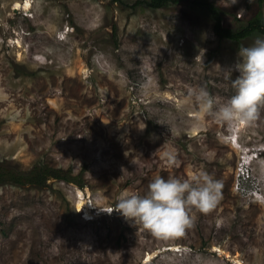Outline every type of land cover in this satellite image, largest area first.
Returning <instances> with one entry per match:
<instances>
[{
	"label": "rangeland",
	"instance_id": "1",
	"mask_svg": "<svg viewBox=\"0 0 264 264\" xmlns=\"http://www.w3.org/2000/svg\"><path fill=\"white\" fill-rule=\"evenodd\" d=\"M26 1L28 12L15 9ZM145 1L0 0V165L74 177L0 185V264H264V105L256 121L229 124L188 97L204 87L226 103L225 71L264 35L219 41L200 4ZM199 1L233 31L260 10L264 19L255 0ZM205 172L222 182L220 199L191 207L183 235L155 237L116 211L156 177Z\"/></svg>",
	"mask_w": 264,
	"mask_h": 264
},
{
	"label": "clouds",
	"instance_id": "2",
	"mask_svg": "<svg viewBox=\"0 0 264 264\" xmlns=\"http://www.w3.org/2000/svg\"><path fill=\"white\" fill-rule=\"evenodd\" d=\"M237 56L236 63L225 71L235 90L226 103L216 107V99L204 87L191 89L188 97L218 122L250 124L258 119L259 107L264 105V36L258 35L250 45L240 46ZM233 71L239 73L235 79H231ZM158 151L170 165L178 163L173 147L164 143ZM221 189L222 182L206 172L193 183L156 177L144 194H126L120 199L116 211L134 223L139 222L155 237L180 236L193 223L190 208L202 212L214 208Z\"/></svg>",
	"mask_w": 264,
	"mask_h": 264
},
{
	"label": "trees",
	"instance_id": "3",
	"mask_svg": "<svg viewBox=\"0 0 264 264\" xmlns=\"http://www.w3.org/2000/svg\"><path fill=\"white\" fill-rule=\"evenodd\" d=\"M120 1V0H113ZM188 0H149L144 3L154 9L164 8L165 6L178 5ZM257 5L261 9L264 5V0H255ZM192 4L205 7L213 18L214 25L213 31L218 37L219 41H230L239 43L251 37L254 34L264 35V19L260 12H257L255 16L247 22V25L241 30L233 31L230 28H226L223 25L222 12L213 3L208 1L190 0ZM140 4L141 3H137ZM50 180H60L67 183H72L74 177L71 175V171H64L60 168H53L44 164L35 165L29 172L20 171L19 167H4L0 165V185H12V186H31L33 188H46L49 186Z\"/></svg>",
	"mask_w": 264,
	"mask_h": 264
},
{
	"label": "bare ground",
	"instance_id": "4",
	"mask_svg": "<svg viewBox=\"0 0 264 264\" xmlns=\"http://www.w3.org/2000/svg\"><path fill=\"white\" fill-rule=\"evenodd\" d=\"M16 10L17 9H23V10H29V9H31V3L29 2V1H26L23 5H19V4H17V6H16V8H15ZM26 12H28V11H26ZM233 142V141H232ZM231 142V146L233 147V148H236V146H235V143L234 142H236L237 143V141L235 140L233 143ZM254 152V151H253ZM259 153H260V151H259ZM254 154V153H253ZM256 154V153H255ZM261 154V153H260ZM262 155H263V153H262ZM253 160V159H252ZM255 160V159H254ZM79 198H80V200H79V202H78V209H81V208H86L87 210V213H88V208L85 206L86 205V203L83 201V197H82V194L80 193L79 194ZM219 251H221V250H219ZM149 259H151V257H149Z\"/></svg>",
	"mask_w": 264,
	"mask_h": 264
},
{
	"label": "built area",
	"instance_id": "5",
	"mask_svg": "<svg viewBox=\"0 0 264 264\" xmlns=\"http://www.w3.org/2000/svg\"><path fill=\"white\" fill-rule=\"evenodd\" d=\"M244 175V174H243Z\"/></svg>",
	"mask_w": 264,
	"mask_h": 264
}]
</instances>
